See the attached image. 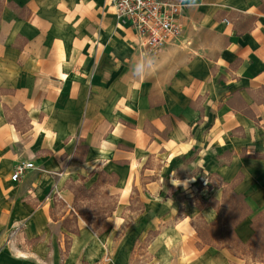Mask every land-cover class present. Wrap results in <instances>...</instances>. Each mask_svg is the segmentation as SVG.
Masks as SVG:
<instances>
[{
    "label": "crops",
    "instance_id": "1",
    "mask_svg": "<svg viewBox=\"0 0 264 264\" xmlns=\"http://www.w3.org/2000/svg\"><path fill=\"white\" fill-rule=\"evenodd\" d=\"M160 1L150 55L108 0H0V264H264V0Z\"/></svg>",
    "mask_w": 264,
    "mask_h": 264
},
{
    "label": "built area",
    "instance_id": "2",
    "mask_svg": "<svg viewBox=\"0 0 264 264\" xmlns=\"http://www.w3.org/2000/svg\"><path fill=\"white\" fill-rule=\"evenodd\" d=\"M119 22H128L136 31L142 52L154 55L180 36L176 17L180 6L160 0H108ZM224 23L229 24L226 20ZM34 170L31 162H19L13 168L11 182L19 181L28 171ZM106 260H109L106 258Z\"/></svg>",
    "mask_w": 264,
    "mask_h": 264
},
{
    "label": "rangeland",
    "instance_id": "3",
    "mask_svg": "<svg viewBox=\"0 0 264 264\" xmlns=\"http://www.w3.org/2000/svg\"><path fill=\"white\" fill-rule=\"evenodd\" d=\"M15 117L18 118L19 121H21L18 122V124H20V126H24L25 123L24 119L22 118V113H17ZM77 195L80 200L78 204L79 214L82 217H87L89 220H92L94 227H104L103 218L105 214H107V211H109L111 203L102 197L96 198V200H94L92 199L90 194H87L85 192H78ZM261 231H264V229H262ZM261 251H264V249H262ZM257 259L264 260V256H257Z\"/></svg>",
    "mask_w": 264,
    "mask_h": 264
},
{
    "label": "clouds",
    "instance_id": "4",
    "mask_svg": "<svg viewBox=\"0 0 264 264\" xmlns=\"http://www.w3.org/2000/svg\"><path fill=\"white\" fill-rule=\"evenodd\" d=\"M180 5L182 7H187L189 9L198 7V0H180ZM156 61L150 58H141L136 64L132 67V72L134 74V78L147 77V71L150 68L155 67Z\"/></svg>",
    "mask_w": 264,
    "mask_h": 264
}]
</instances>
